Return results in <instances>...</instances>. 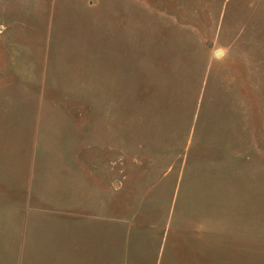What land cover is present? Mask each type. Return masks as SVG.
Instances as JSON below:
<instances>
[{
  "label": "rangeland",
  "instance_id": "obj_1",
  "mask_svg": "<svg viewBox=\"0 0 264 264\" xmlns=\"http://www.w3.org/2000/svg\"><path fill=\"white\" fill-rule=\"evenodd\" d=\"M0 264H264V0H0Z\"/></svg>",
  "mask_w": 264,
  "mask_h": 264
}]
</instances>
